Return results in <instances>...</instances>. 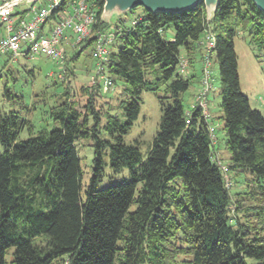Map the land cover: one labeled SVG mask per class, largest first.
<instances>
[{
  "label": "trees",
  "instance_id": "16d2710c",
  "mask_svg": "<svg viewBox=\"0 0 264 264\" xmlns=\"http://www.w3.org/2000/svg\"><path fill=\"white\" fill-rule=\"evenodd\" d=\"M98 3L93 32L113 29L116 34L106 70L114 84L122 85L121 113L97 108L102 83L94 75L82 88L88 97L84 109L69 100L67 89L50 107L51 128L36 132L18 110L0 115V264H249L246 258L264 264V114L242 91L235 49V37L243 34L264 51V12L253 0H219L208 20L202 1L182 12L142 8L130 25L128 14L137 13V7L107 24L101 17L104 0ZM28 11L15 9L14 15L25 18ZM209 28L216 37L212 59L221 82L227 170L249 175L256 184L252 192L260 199L253 208L254 224L239 215L240 200L237 214H231L225 171L214 160L212 120L193 108L187 122L184 94L196 75L181 74L178 64L181 55L190 68L202 60L200 41ZM94 40L80 42L72 56L66 50L65 65L90 48L92 56ZM144 91L158 96L163 111L145 158L139 145L124 140L139 116ZM5 98L31 110L24 96L7 86ZM82 139L94 147L84 190L77 151ZM107 166L110 176L127 169L130 179L100 187ZM183 254L189 258L179 262Z\"/></svg>",
  "mask_w": 264,
  "mask_h": 264
},
{
  "label": "rangeland",
  "instance_id": "374dc122",
  "mask_svg": "<svg viewBox=\"0 0 264 264\" xmlns=\"http://www.w3.org/2000/svg\"><path fill=\"white\" fill-rule=\"evenodd\" d=\"M29 0H22L16 7V10H23L29 7ZM137 8V7H136ZM143 6H138L134 12L142 13ZM130 11V10H129ZM128 11V12H129ZM127 12V13H128ZM116 13L111 16L112 23L117 22ZM134 13L128 14L131 18ZM131 20V19H130ZM211 20V19H209ZM129 21V19H128ZM110 22H106L107 24ZM172 35V29L168 31V37ZM66 48V44H64ZM74 48L67 52L72 56ZM235 49L238 57L239 75L242 83V91L249 97L253 108L260 110L264 114V51L248 43L243 34L235 37ZM92 48L86 50L79 61H70L61 68L53 59L43 54L34 56H18L16 61H10L9 66L5 67L6 55L0 58V115L8 113L10 110L21 111L22 115L28 116L36 126V132L45 126H53L49 118V109L54 103L61 99V94L67 89L70 91V101L79 109H84L88 97L83 94L82 88L88 86L95 75V61L91 56ZM179 71V70H178ZM193 72L196 79L190 89L184 94L185 105L190 107L195 101V95L199 89L202 76V61L196 60L189 70L183 75ZM102 83V89L96 97L97 108L103 112L121 113L120 102L123 99L122 85L113 84L107 87ZM63 81V82H62ZM213 88L209 93L208 112L212 120L211 131L214 134V160L217 161L225 171L226 183L232 194L231 214H237V201L243 204V209L239 212L242 220L256 223V218L252 215L256 204L259 202V196L252 191L258 190L256 184L251 180V176L245 174H235L228 172L230 163V152L226 146L225 135L222 131L223 121L220 119L222 114L219 102L220 78L216 65H213ZM63 84V85H62ZM8 87L15 95L24 96V104L31 107L28 112L26 108H21L17 102L12 104L5 98V87ZM163 94V90L159 92ZM17 100V98L15 99ZM33 106V107H32ZM163 111L158 96L152 91H144L142 94L141 110L134 125L124 136L128 144H137L140 147L143 157H147L151 149L154 136L159 128ZM105 121V120H104ZM24 133L22 137H27ZM3 147L0 143V153ZM77 151L80 157L81 168L83 172V190L90 182L94 164V147L88 139H82L77 142ZM107 175L100 182V187L110 186L123 180H129L130 175L125 169L120 174L110 176L111 170L106 167ZM264 201V200H263ZM244 215H248L245 217ZM14 248H10L6 254V260L11 263L13 260ZM189 258L187 255H180L178 261ZM249 264L256 262L253 258H246Z\"/></svg>",
  "mask_w": 264,
  "mask_h": 264
},
{
  "label": "built area",
  "instance_id": "2783aa9c",
  "mask_svg": "<svg viewBox=\"0 0 264 264\" xmlns=\"http://www.w3.org/2000/svg\"><path fill=\"white\" fill-rule=\"evenodd\" d=\"M100 0H37L30 5L29 18L15 16L17 0H0V27L4 34L0 36V58L3 55L16 61L18 56H34L43 54L53 59L61 68L66 62V48L76 47L80 42L95 37L93 57L95 61V75L103 80L107 87L113 86V80L108 75L106 64L112 46L116 42L113 29L95 30L97 11ZM139 14L135 13L130 25L137 23ZM50 24L49 32H43V27ZM215 33L212 28L205 31L200 44L202 54V76L195 101L187 111V122H190L191 109L201 108L206 117L208 112L209 93L213 88V55L215 47ZM190 69L185 55H181L178 70L184 74ZM101 81V80H100ZM214 138V134L212 133ZM215 141V140H214Z\"/></svg>",
  "mask_w": 264,
  "mask_h": 264
},
{
  "label": "water",
  "instance_id": "95a60500",
  "mask_svg": "<svg viewBox=\"0 0 264 264\" xmlns=\"http://www.w3.org/2000/svg\"><path fill=\"white\" fill-rule=\"evenodd\" d=\"M22 2V0H17ZM34 4L37 0H29ZM204 2L208 20L212 19L219 5V0H104L102 20L111 21V16L115 13L123 15L129 10L138 6H143L146 10L156 12H182L193 8L200 2ZM255 4L264 12V0H253Z\"/></svg>",
  "mask_w": 264,
  "mask_h": 264
},
{
  "label": "crops",
  "instance_id": "0c3cea01",
  "mask_svg": "<svg viewBox=\"0 0 264 264\" xmlns=\"http://www.w3.org/2000/svg\"><path fill=\"white\" fill-rule=\"evenodd\" d=\"M26 18H29L30 17V14L29 12H27L26 14ZM49 29H50V24H46L44 27H43V32L47 33L49 32ZM4 32H3V29L0 27V36L3 35ZM71 47L69 45L66 44V49L67 51L70 49ZM26 56V55H24ZM242 84V83H241Z\"/></svg>",
  "mask_w": 264,
  "mask_h": 264
}]
</instances>
